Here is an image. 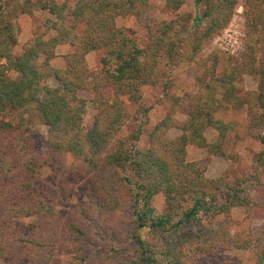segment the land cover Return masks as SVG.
I'll return each instance as SVG.
<instances>
[{"label":"trees","instance_id":"obj_1","mask_svg":"<svg viewBox=\"0 0 264 264\" xmlns=\"http://www.w3.org/2000/svg\"><path fill=\"white\" fill-rule=\"evenodd\" d=\"M14 1L0 0V259L4 264H57L56 252L89 250L87 246L95 240L84 227V218L89 216H94L99 237L111 230L110 225L123 227L120 243L114 244L118 237L112 234L108 245L114 254H121V263L109 252L103 256L106 264H200L219 248L248 249L253 245L259 246L255 264H264V229L231 234L224 225H211L220 214L229 218L234 206L243 207L249 217L264 220L262 173L252 174L251 194L241 184L208 178L203 166L185 159L189 141L205 145L204 127L214 125L220 135L224 133V124L209 111L212 91L221 87L224 97L231 98L241 72L258 74L256 53L264 43L257 33H264V0H245L246 61L232 64L220 77H214V63L210 81L201 80L200 95H191L194 100H175L179 106L193 102L182 134L170 141L164 137L174 124L168 114L154 125L147 149L136 145L141 124L127 138L120 135L129 119L123 98L139 102L140 87L156 82L161 63L172 60L176 53L178 30L173 21L149 24L148 42L139 47L115 21L119 16H140L157 0ZM163 1L165 7L176 10L185 0ZM196 2L201 7L191 18L194 30L187 39L193 52L188 58L226 26L238 0ZM33 7L53 17L42 21L22 52L16 53L19 16L31 13ZM80 25L83 30L78 32ZM50 31L55 34L46 38ZM60 44H68L70 49L63 55L64 67L55 68L50 60ZM99 49L105 50L102 67L89 70L86 55ZM50 79L56 82L54 86L48 83ZM80 91L89 93L96 109L85 132L82 120L87 100ZM250 98L263 108L259 113L252 109L251 128L262 145L256 160L264 164V78L260 92ZM20 112L47 126L43 146L23 131L22 120L15 122ZM258 129L263 134H256ZM44 166L54 177H62L65 188L87 187L88 201L75 213L62 215L55 203L36 193L37 170ZM159 193L166 203L164 212L152 205ZM29 216L36 221L26 234L17 218ZM103 245L95 246L91 256L98 255ZM128 252L131 255L125 256Z\"/></svg>","mask_w":264,"mask_h":264},{"label":"rangeland","instance_id":"obj_2","mask_svg":"<svg viewBox=\"0 0 264 264\" xmlns=\"http://www.w3.org/2000/svg\"><path fill=\"white\" fill-rule=\"evenodd\" d=\"M22 2L23 0H18ZM57 3L63 0H54ZM15 3L14 0H11ZM201 3L196 0H185L183 5L176 10L164 6L163 0H157L152 9L140 16L125 15L116 18V25L127 30L128 35L132 36L137 46L145 47L148 42L147 26L158 21H173V26L178 30L175 37L176 53L172 60L164 61L160 66L155 83L145 84L140 87L141 98L139 102L123 98V105L129 119L122 128L120 135L128 137L136 131L141 124V133L136 145L140 149H147L150 145V134L155 124L159 123L166 115L170 114L174 119V124L164 133V137L170 141L179 137L183 132L184 123L188 120V112L193 102L185 103L183 106L176 104L177 98L185 101L191 95H200L202 92L201 80L211 79V68L214 65V77H220L228 71L232 64H241L246 58V15L245 0H238L230 20L218 33L202 44L199 52L193 54L192 45L188 42L189 35L193 32L191 18L198 12ZM53 16L46 10L33 7L32 12L22 13L19 16L20 34L15 52H22L23 45L39 30L42 21ZM264 21V20H263ZM204 25V23H200ZM83 30V25L77 29ZM54 31H50L48 36H53ZM263 31L257 33L259 41L264 43ZM256 35V36H257ZM68 44H60L55 49V56L50 60L51 66L55 68L64 67L63 55L68 52ZM105 50L99 49L86 55V64L89 70H97L102 67L101 57ZM257 59L255 66L257 75L248 72H241L234 81L233 95L231 98L224 97L225 90L216 87L213 93L211 108L209 109L214 120H220L225 127L224 133L220 135L218 128L208 125L202 129V136L205 140L204 146H199L189 141L185 147V159L189 162H196L204 167L205 176L211 179L222 178L230 185H240L249 189L252 194V174L255 171L262 173L264 178V164H259L256 160L258 152L262 149L261 142L252 135L251 113H259L263 110L257 100H252L253 95L260 92V81L264 78V45L256 53ZM43 56L40 60H43ZM213 77V78H214ZM205 78V79H204ZM52 86L56 82L52 79L48 81ZM217 85V82L214 83ZM219 86V85H217ZM201 90V91H200ZM79 95L86 99V113L82 120V129L85 132L91 127L96 109L89 100L87 91H80ZM194 100V98H191ZM264 103V100H263ZM208 108V107H207ZM22 120V128L26 133H30L40 146H43L47 139V126L37 118H31L26 113L15 115V122ZM256 134H263V129H258ZM70 156L66 157L67 160ZM72 161V159H71ZM74 182H76L74 180ZM61 176L54 177L50 168L44 166L37 170L34 181L36 193L45 201L53 202L57 210L66 215L69 212L75 213L79 206L88 201L87 187L83 184L75 185L73 188H65ZM152 205L158 212L166 210V203L162 194H157L152 200ZM93 217L84 218V227L94 240L93 245H89V250L84 249L79 252H56L55 259L57 264H104L101 260L106 259L110 252L111 258L116 263H121L119 256L109 250L112 234L118 238L114 244H119L120 231L123 227L110 225L111 230H104L100 237L98 230L93 225ZM36 221L35 216L17 218V223L24 233L28 234L32 224ZM96 222V220H94ZM212 226L224 225L231 234L242 232H254L264 229V220L257 217H249L245 214L244 208L234 206L230 210V217L223 214L215 217ZM114 231L112 233L111 231ZM122 240V239H121ZM104 244L99 250L98 255L91 256L95 246ZM109 245V246H108ZM259 246L253 245L248 249L219 248L213 254L204 256L200 264H255ZM131 255V252L125 256ZM0 264H4L0 259ZM23 264H30L24 262Z\"/></svg>","mask_w":264,"mask_h":264}]
</instances>
